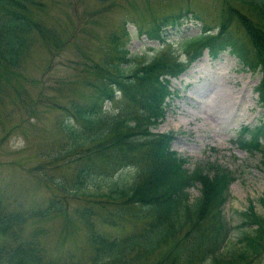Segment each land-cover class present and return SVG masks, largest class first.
<instances>
[{
	"label": "trees",
	"instance_id": "16d2710c",
	"mask_svg": "<svg viewBox=\"0 0 264 264\" xmlns=\"http://www.w3.org/2000/svg\"><path fill=\"white\" fill-rule=\"evenodd\" d=\"M232 1L216 33L203 24L199 35L182 41L184 51L188 63L206 50L214 58L228 51L235 55L245 68L262 75L258 93L264 105V0ZM46 10L44 0H0V95L10 89L11 97L33 115L44 104L46 89L34 98L13 84L12 75L39 42L56 53L70 43L42 20ZM190 14L165 15L148 35L165 45L168 28H180L188 18L202 21ZM234 19L250 44L232 31ZM107 44L114 48L111 56L79 63L66 83L76 87L63 96L64 102L47 98L45 103L63 113L57 122L61 141L55 155L44 157L36 170L56 196L46 207L26 209L7 198V192L0 193V264H247L264 252V215L252 206L245 225L254 229L241 233L242 250L224 253L233 230L224 206L235 179L214 165L189 170L188 160L172 150L174 135L152 132L166 118L167 100L174 94L171 80L185 72L188 63L163 47L132 70L126 65L134 57L120 36L110 35ZM263 141L264 121L253 131L243 129L235 142L264 159ZM49 165L71 166L73 174L56 180L47 172ZM128 169L135 172L131 180ZM197 185L201 194L192 200L190 190ZM82 197L84 203L74 213L89 232V248L58 260L55 250H47L41 241L44 228L36 221L64 214L65 203ZM260 203L264 209V194ZM127 219L138 227L122 238L110 239L96 229L97 221L119 227Z\"/></svg>",
	"mask_w": 264,
	"mask_h": 264
},
{
	"label": "rangeland",
	"instance_id": "374dc122",
	"mask_svg": "<svg viewBox=\"0 0 264 264\" xmlns=\"http://www.w3.org/2000/svg\"><path fill=\"white\" fill-rule=\"evenodd\" d=\"M44 1L47 10L41 15L42 20L56 28L65 43H70L66 47L62 45L61 51L56 53L39 42L27 52V61L11 77L14 85L34 98L45 88L44 104L33 115L11 97L14 93L9 92L10 89L0 95V193L7 192V198L26 209L46 207L57 194L41 179L42 171L36 170L40 162L47 159L44 157L55 155L61 141L57 122L58 118H63L59 115L63 113L51 108L47 98L60 103L65 101L63 96L76 87L66 83L72 81L79 63L100 60L106 54L111 56L114 48L107 42L110 35L116 33L134 57L126 66L136 69L151 61L162 47L160 41L145 33L155 28V22L163 16L190 10L201 17L203 24L216 29L226 15L227 6L233 4L232 0ZM232 26V31L250 44V38L236 19ZM201 29L202 24L193 20L181 28H169L165 35L166 49L186 60L188 56L182 41L199 35ZM261 80L260 74L244 68L233 55L224 53L213 58L205 52L182 76L172 80L176 94L167 101L165 120L153 130L154 133L174 134L172 150L189 160L188 169L214 165L228 170L236 179L230 184V199L224 210L227 221L234 227L224 253L242 250L241 233L254 229L245 225V213L250 212L252 206L258 214L264 215L260 204L264 193V159L259 153L251 154L233 144L241 130L253 131L264 121V105L257 93ZM65 167L49 165L47 172L59 180L73 174L71 166L70 169ZM134 173L126 171L129 178ZM200 191V185L192 189V199L199 197ZM84 199L82 197L79 202L70 199L64 204V214L36 221L38 228H44L41 241L47 250H55L58 260H66L71 255L69 252L81 253L89 248V232L74 213ZM133 225L124 222L120 229H109L98 223L97 229L115 236L131 231ZM248 264H264V252L250 258Z\"/></svg>",
	"mask_w": 264,
	"mask_h": 264
},
{
	"label": "bare ground",
	"instance_id": "6f19581e",
	"mask_svg": "<svg viewBox=\"0 0 264 264\" xmlns=\"http://www.w3.org/2000/svg\"><path fill=\"white\" fill-rule=\"evenodd\" d=\"M215 95H216V92H215ZM218 95V94H217Z\"/></svg>",
	"mask_w": 264,
	"mask_h": 264
}]
</instances>
